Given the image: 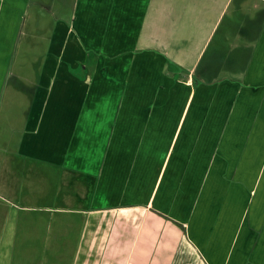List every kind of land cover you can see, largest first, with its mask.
<instances>
[{"label":"crops","instance_id":"crops-1","mask_svg":"<svg viewBox=\"0 0 264 264\" xmlns=\"http://www.w3.org/2000/svg\"><path fill=\"white\" fill-rule=\"evenodd\" d=\"M232 2L0 0V264H264V174L222 184L264 160V0Z\"/></svg>","mask_w":264,"mask_h":264},{"label":"rangeland","instance_id":"rangeland-1","mask_svg":"<svg viewBox=\"0 0 264 264\" xmlns=\"http://www.w3.org/2000/svg\"><path fill=\"white\" fill-rule=\"evenodd\" d=\"M240 2H241V0H233L232 5H231V8H230V10H229V12L227 14V17L229 15L230 16L232 15V11L236 8V6ZM261 8H262V0H245L243 14H249V16H253L254 21H256V25H253L251 28H257V27H259L258 26V22L259 21L257 22V19L259 18L260 14H261V11H259V10H261ZM223 27H225V25H223ZM244 30H245V28H244ZM33 69H34V66H33ZM257 121L260 122V123H263V118H261V120H257ZM257 147L259 148V150H256V152H259L260 155H255V156L256 157H258V156L259 157L264 156L262 154V152H263L262 151L263 145L262 146L257 145ZM249 156H251V155H249ZM263 161L264 160H260V159L249 160V161H247V160H241L240 159V160L236 161L235 162V166L232 167V168L234 169L235 167H237L239 169V175H238V177L227 178L224 181L222 180V184L223 185H230L229 183H236L235 180L237 178H238V183H242L247 178V175H248V172L247 171L251 172V169L254 167V165H255L254 172H255V170H257L256 173H258V174L261 173L263 175L264 174V164H263L264 162ZM247 164H249V167L251 168L250 170H248V168L246 169V165ZM211 179H212L211 184L221 185L218 179L216 181L214 180V178H211ZM261 179H263V182H260V183H263L264 184V177H262V178H256V180H261ZM32 258H33V254L31 252L28 255V258H27V260L29 261V263L32 261Z\"/></svg>","mask_w":264,"mask_h":264}]
</instances>
